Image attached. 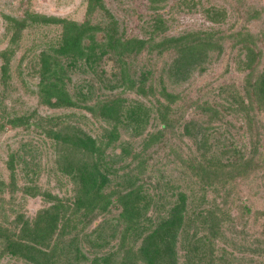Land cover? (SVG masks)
Returning <instances> with one entry per match:
<instances>
[{
  "label": "trees",
  "instance_id": "trees-1",
  "mask_svg": "<svg viewBox=\"0 0 264 264\" xmlns=\"http://www.w3.org/2000/svg\"><path fill=\"white\" fill-rule=\"evenodd\" d=\"M151 1L158 8L155 2L163 0ZM198 5L211 23L227 22L225 7H203L200 0H180L178 7L192 12ZM260 10L246 11V20L258 19ZM24 12L22 17L5 15L9 44L0 52L4 86L23 31L58 27L49 48L37 53L38 102L85 110L100 129L96 134L84 130L71 120L74 113L24 111L5 119L1 107L0 126L32 127L48 138L57 170L67 176L72 193L43 190L37 183L39 163L10 154V181H1L0 188L12 195L20 189L25 197L42 196L46 204L33 216L10 207L15 212L11 226L0 221V255L20 264H264L235 254L250 249L264 254V239L253 235L250 246L241 247L239 238L246 231L237 230L228 208L237 199L239 180L264 169V50L258 44L264 43V18L258 36L245 25H231L228 33L197 29L168 36L165 20L156 13L146 37H137L119 30L104 0H86L82 21ZM96 13L104 16L93 21ZM225 40L236 51L234 68L243 75L239 85H219V101L190 97L189 102L168 90L165 69L148 83L153 70L142 68L135 77L128 62L144 51L171 52L169 78L186 80L220 58ZM111 55L120 64L108 73L100 64ZM74 69L93 76L71 92L65 79ZM126 91L136 95L126 96ZM187 102L193 116L184 118ZM161 154L163 164L177 170L176 177L156 164ZM19 161H25L27 176L20 187L14 173V163H23ZM237 207L243 219L264 216L247 203Z\"/></svg>",
  "mask_w": 264,
  "mask_h": 264
},
{
  "label": "rangeland",
  "instance_id": "rangeland-1",
  "mask_svg": "<svg viewBox=\"0 0 264 264\" xmlns=\"http://www.w3.org/2000/svg\"><path fill=\"white\" fill-rule=\"evenodd\" d=\"M104 2L109 11L117 19L119 30L123 31L126 36L146 37L145 32L149 29L148 24L156 13H160L165 20L168 27L165 33L168 36L197 29H216L223 31V33H228L231 25H234L233 29H238L245 25L251 33L258 36L263 26L264 0H200V4L203 7L216 5L225 7L228 10L229 17L227 22L220 25L206 20L203 12L200 11L201 7L199 5L192 12H187L184 6L178 7L180 0L155 2L154 5H158V8H152L153 3L151 0H104ZM250 9H261L260 17L247 21L246 11ZM25 10L82 21L86 11V0H0V52L6 49L9 44L5 30V15L22 17ZM103 16L96 13L92 18L95 21ZM59 31L60 28L55 26L32 27L23 31L19 47L10 58L9 79L6 86L2 82L1 65L3 59L0 56V109L1 107L4 108L5 116L3 117L5 119L6 116L11 118L14 115H20L24 111L27 113L36 112L40 116L74 113L75 115L72 116L71 120H78L79 125L84 130H89L91 134H96L94 132L96 130L99 133V124L94 121L87 111L70 107L51 108L38 102L39 65L37 53L43 49H48L50 46L49 42L55 38V35ZM156 39L159 40L160 38L157 37ZM224 44L225 46L220 58L214 60L205 72L198 73L195 71L189 78L181 81H175L169 78L167 74V69L173 56L171 52L157 54L156 51L150 53L144 51L135 59L131 57L128 62L130 63L131 71H134L135 77L142 68L153 70L152 75L148 77V83L156 81L157 76L165 69L164 82L168 90L181 93L184 96L183 98L187 101L189 100V102L190 97L192 99H216L219 101V85L222 83L239 85L243 75L242 72L234 68L232 57L236 54V51L230 49L229 45H227V40L224 41ZM258 44L264 50V43L259 42ZM116 58L114 55L103 58L100 65L108 73L118 70V64L120 63L116 61ZM92 76L93 74L90 71L87 73L82 72L81 69H74L72 72H69L68 79H65V81L71 90L77 84L82 83L83 79L86 80ZM125 94L129 97L136 95L132 91H126ZM189 102H187L188 109L182 115L184 118L189 117V115L193 116V113L190 111L193 108H189ZM2 119L0 117V121ZM261 121L264 124V114L261 115ZM148 128L151 129L149 125ZM122 136L124 137L125 134L123 133ZM245 140L248 141V135H246ZM14 153H19L21 158L24 157L26 162H31L33 159L39 163V166L35 167L39 171L37 183L43 190L61 195L72 193L69 190L70 184L67 176L57 170L55 148L43 134L32 127H14L7 123L4 126H0V182L4 181L8 183L10 181L11 170L9 165L11 163L9 159L10 154ZM25 161H19L23 163H14L15 180L18 187L27 182V176L23 168ZM155 161L157 165L163 166L165 174H172V177L177 176V170L172 169V164H163L165 157L162 154ZM239 182L237 199L228 208L231 215L235 218L234 225L237 227V230L241 229L244 231L245 229L246 231V235L242 236L243 239L236 236L237 239H241V247L246 248L250 246L253 235L256 237L261 236L264 239V216L258 215L254 218V216L248 215L243 219L239 216L237 203L244 202L250 205L253 210L264 211V169L256 171L249 178L241 179ZM211 196L212 193L209 194V197ZM2 198L3 200H1ZM0 203V221H3V224L8 226H11L10 222L15 215V212L11 213L9 210L10 207L23 211L28 216H33L40 207L46 204L42 196L35 198L25 197L20 189L12 195L6 189L2 190L1 188ZM226 233L228 235L231 232ZM227 248L231 249L229 246ZM234 252L239 256H251L254 261L257 260L260 263L264 261V254H253L251 249L234 250ZM0 264H20V262L9 255H0Z\"/></svg>",
  "mask_w": 264,
  "mask_h": 264
}]
</instances>
